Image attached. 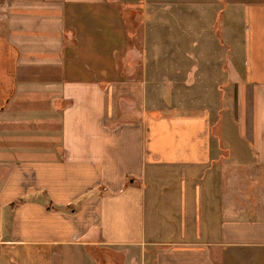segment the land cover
Listing matches in <instances>:
<instances>
[{"label": "crops", "instance_id": "obj_1", "mask_svg": "<svg viewBox=\"0 0 264 264\" xmlns=\"http://www.w3.org/2000/svg\"><path fill=\"white\" fill-rule=\"evenodd\" d=\"M138 1L0 2V264H264V0L236 9L215 108L203 40L222 49L226 1L144 0L196 26L118 63Z\"/></svg>", "mask_w": 264, "mask_h": 264}, {"label": "rangeland", "instance_id": "obj_2", "mask_svg": "<svg viewBox=\"0 0 264 264\" xmlns=\"http://www.w3.org/2000/svg\"><path fill=\"white\" fill-rule=\"evenodd\" d=\"M7 0H0L1 3H4ZM225 16H224V23L221 22L220 18L218 19V22L215 23L214 29L215 31L218 30L216 33L219 34L218 41L221 43L220 45H223L222 49L218 50L216 49V39L210 38L209 43L206 44V39L203 40L204 45L208 46V55H206L204 58V61L208 64H217L218 67H214L210 69V73H212L210 77V83L208 86V103L210 107L215 108L213 106L216 104V100H218L219 105L221 104H229L232 99H233V91L234 88H232L231 84L229 83L228 77H227V64H230L233 61L237 60V55L231 53V50H228V47H230L229 42L232 41V34L234 33L235 36H238V33H242V27H243V21L239 17H237L235 14H240L239 11H237V7H241L242 3L247 2L248 0H236L233 5H229L230 2L229 0H225ZM143 4V5H142ZM142 8H139V7ZM144 7V8H143ZM169 10V9H168ZM167 9H164L163 6H156L153 5L151 8L149 4L145 3L144 0L141 1L139 0L136 6H129L125 10L126 14V19L129 22V27H130V32L132 33L131 35L134 36V39H130L129 47L131 50H138L139 53H135L134 55H123L120 54L119 57L117 58L118 63H137L142 61V55H140V51H143L144 45H149L150 39H143L144 37V31L150 32L153 30H159L162 32V39H160L158 42L162 46L161 43L164 45H172L175 44L177 47H187L188 40L182 39L179 40L175 43V41L172 39V37L169 38L170 34L174 32H184L186 30V25L188 24V27H193L196 26V18L198 17V11L190 9L189 11H186V9L181 8L182 12L179 11H174V12H169ZM232 11H233V17H232ZM176 12V14H175ZM239 12V13H238ZM139 13L141 14L139 16L138 21L136 24H133L131 14ZM186 15H191L190 17V22L185 21L184 16ZM235 15V16H234ZM150 16V17H148ZM177 16V19H175ZM194 17V19H193ZM147 19V20H146ZM193 20V21H192ZM134 26V27H133ZM187 27V29H188ZM200 28L197 26V30ZM224 29V31H223ZM210 30V28H209ZM172 34V35H173ZM183 36V35H182ZM174 47V46H173ZM194 50V49H193ZM194 52V51H193ZM0 53H2L0 51ZM231 53V54H230ZM169 55V54H168ZM166 55V56H168ZM179 57V56H177ZM182 56L181 58H183ZM196 58V55H194ZM199 57V56H198ZM197 57V58H198ZM170 58V57H169ZM193 59L194 63L198 59ZM241 58V56H240ZM189 59V58H188ZM241 60V59H240ZM171 62L170 59H163L162 62ZM189 61V60H187ZM3 63L4 61L1 60ZM180 62L184 63L182 60ZM173 63V62H172ZM181 63V64H182ZM180 64V66H182ZM211 67V66H210ZM209 67V68H210ZM223 68V70H222ZM124 72V71H123ZM197 72V71H196ZM195 72V73H196ZM4 74V76H3ZM169 72L164 73V77H168ZM2 80H0V87L3 89V93L6 97H10L11 95L13 96L16 92V88L13 85V90L10 87V80L6 79L8 76L5 77V72L2 71L1 76ZM3 83V84H2ZM8 84L7 86L4 84ZM10 88L12 91H10ZM10 91V92H9ZM11 93V94H10ZM200 93V87H196L193 90V94L195 96H198ZM11 96V98H12ZM8 97V98H9ZM10 98V99H11ZM6 98H4L2 101H4ZM168 99V98H167ZM168 103V102H167ZM5 102L0 103V107L3 106ZM181 104V102L179 103ZM178 104V105H179ZM198 109V108H197ZM195 112V111H194ZM218 113L215 109L214 116ZM2 114V113H1ZM195 114V113H194ZM216 118H220V115H216ZM217 121V120H216ZM0 127H6L7 125H3V117H0ZM116 254L114 253V257L116 258ZM118 259V257H117Z\"/></svg>", "mask_w": 264, "mask_h": 264}, {"label": "flooded vegetation", "instance_id": "obj_3", "mask_svg": "<svg viewBox=\"0 0 264 264\" xmlns=\"http://www.w3.org/2000/svg\"><path fill=\"white\" fill-rule=\"evenodd\" d=\"M12 90H13V88H12ZM12 90H11V88H10V91H12ZM10 91H9V92H10ZM3 92H4L3 89L0 87V101H1L2 99L6 98V99L3 101V102H5V104H4L3 106L0 107V112H1L2 109H5V108L7 107V104H8V102L10 101V98H11V96H12V95H11L10 97L8 96V97H9V98H8V97H6V96L4 95ZM10 94H11V93H10Z\"/></svg>", "mask_w": 264, "mask_h": 264}, {"label": "water", "instance_id": "obj_4", "mask_svg": "<svg viewBox=\"0 0 264 264\" xmlns=\"http://www.w3.org/2000/svg\"><path fill=\"white\" fill-rule=\"evenodd\" d=\"M5 109H2L1 112H3Z\"/></svg>", "mask_w": 264, "mask_h": 264}]
</instances>
